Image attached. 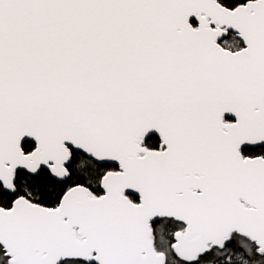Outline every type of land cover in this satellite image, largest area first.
I'll return each instance as SVG.
<instances>
[{
	"label": "snow or ice",
	"instance_id": "6c2138e0",
	"mask_svg": "<svg viewBox=\"0 0 264 264\" xmlns=\"http://www.w3.org/2000/svg\"><path fill=\"white\" fill-rule=\"evenodd\" d=\"M0 264H264V0H0Z\"/></svg>",
	"mask_w": 264,
	"mask_h": 264
}]
</instances>
